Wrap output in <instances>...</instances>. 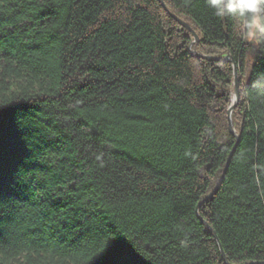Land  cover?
Segmentation results:
<instances>
[{
  "label": "trees",
  "instance_id": "1",
  "mask_svg": "<svg viewBox=\"0 0 264 264\" xmlns=\"http://www.w3.org/2000/svg\"><path fill=\"white\" fill-rule=\"evenodd\" d=\"M163 2L0 0V264L264 263V43Z\"/></svg>",
  "mask_w": 264,
  "mask_h": 264
},
{
  "label": "clouds",
  "instance_id": "2",
  "mask_svg": "<svg viewBox=\"0 0 264 264\" xmlns=\"http://www.w3.org/2000/svg\"><path fill=\"white\" fill-rule=\"evenodd\" d=\"M206 3L217 17L233 18L238 23L242 39L264 43V0H206ZM256 183L261 184L259 175Z\"/></svg>",
  "mask_w": 264,
  "mask_h": 264
},
{
  "label": "water",
  "instance_id": "3",
  "mask_svg": "<svg viewBox=\"0 0 264 264\" xmlns=\"http://www.w3.org/2000/svg\"><path fill=\"white\" fill-rule=\"evenodd\" d=\"M162 8L174 19L176 20L181 26H183L185 29H187V31L192 35L193 37V40H192V43H196L199 38L197 36V34L194 32V30L187 24L185 23L184 21H182L181 19L177 18L175 15H173L168 9L167 7L165 6L163 0H159ZM193 53H195L194 51H192ZM223 60H229L231 61L232 63V66H233V93H232V97H231V102H230V105L228 107V127H229V130L234 133V129H233V126H232V122H231V112L233 110V107L235 105V103L237 102L238 100V97H239V90H238V78H237V71H236V64L234 62V60L231 58L230 55H227L225 58H223ZM216 187L209 193L208 196H210L211 194L214 193ZM207 196V197H208ZM219 248H220V251H221V255L224 259V261L226 262V258H225V255L223 254L222 250H221V247L219 245ZM264 264V263H263Z\"/></svg>",
  "mask_w": 264,
  "mask_h": 264
},
{
  "label": "rangeland",
  "instance_id": "4",
  "mask_svg": "<svg viewBox=\"0 0 264 264\" xmlns=\"http://www.w3.org/2000/svg\"><path fill=\"white\" fill-rule=\"evenodd\" d=\"M239 90V89H238ZM233 93V92H232ZM231 97H232V95H231ZM239 98V97H238ZM231 102V101H230ZM231 116V115H230Z\"/></svg>",
  "mask_w": 264,
  "mask_h": 264
}]
</instances>
